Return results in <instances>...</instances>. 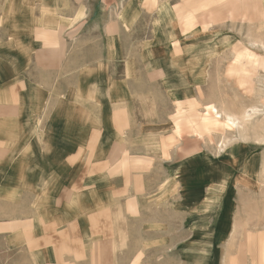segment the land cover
<instances>
[{
  "label": "rangeland",
  "instance_id": "1",
  "mask_svg": "<svg viewBox=\"0 0 264 264\" xmlns=\"http://www.w3.org/2000/svg\"><path fill=\"white\" fill-rule=\"evenodd\" d=\"M169 1L186 33L174 50L188 76L171 90L151 46L161 42L157 18ZM53 5L66 27L34 35L32 24L49 13L45 0H5L13 24L0 64V143L16 149L0 152V225L14 221L21 231L0 228L10 233L0 234L1 264H29L31 234L41 233L32 221L53 205L44 192L61 185L70 208H96L83 225L85 264H264V0ZM124 75L127 103L112 104L104 92ZM62 143L64 178L41 182L29 145ZM212 193L229 207H193ZM76 246L65 238L41 256H76Z\"/></svg>",
  "mask_w": 264,
  "mask_h": 264
},
{
  "label": "crops",
  "instance_id": "2",
  "mask_svg": "<svg viewBox=\"0 0 264 264\" xmlns=\"http://www.w3.org/2000/svg\"><path fill=\"white\" fill-rule=\"evenodd\" d=\"M45 2L48 5L49 13L47 17H43L41 21H35V23L32 24V34H36L37 31H45V32H54V31H62L63 28L66 27L67 23L65 20L61 18V20L57 19L55 15L53 0H45ZM131 3V5H130ZM130 3L127 6H134V1H130ZM264 6V5H263ZM165 8H171V12L173 15H168V11ZM163 13L166 14L163 15V17L158 16L157 18V31L158 33L156 35L157 38H160L161 42H158L156 45L151 43L152 47L157 48L156 54L159 56L157 58V67L155 68L158 73H162V77H160L159 81L162 82V85L168 89H173L175 85L178 83L180 85L181 81L187 80V77L185 74L186 67L181 66L179 62V57H175V50H174V42L175 40L179 39L180 35H186V33L183 31L182 24L177 16L176 8L172 5L171 1L167 3L166 5H163ZM38 16L37 18H39ZM68 19V17H67ZM162 20V21H161ZM13 21L11 19H6V13H5V0H0V64L2 65V58L4 55V33H5V26L6 23L13 24ZM41 22V23H40ZM45 22H50V25L45 26ZM128 24V23H126ZM31 29V28H29ZM193 33L197 31V28L192 29ZM12 35H21L22 32H12ZM31 34V32H29ZM189 35H196V34H189ZM166 36V37H165ZM239 35H236V39L238 41ZM181 37V36H180ZM226 40L232 39L234 40V37L226 36ZM112 39V38H111ZM109 39V40H111ZM171 40V41H170ZM62 50V49H61ZM222 51V49H221ZM63 52V51H62ZM63 54V53H62ZM177 62V63H176ZM124 68L127 67L126 63L123 65ZM189 69V68H188ZM1 70V68H0ZM191 70V69H189ZM128 81L129 78L127 76H122V78H119V80L111 81L109 83V86L107 87V96L110 98L109 102L115 105H122L123 103H127L126 100L122 99L124 95L126 94L127 87H128ZM3 83H4V77L0 73V120L4 119V95H3ZM36 88V87H35ZM119 91V94L117 95L116 92ZM0 132L3 133L2 129L0 128ZM3 144L0 147V152L4 154V151H12L14 152L16 147H8L9 149H5L4 143H0V145ZM30 147V154L29 161L33 164L32 168L34 172L38 174V177L41 178V182L50 184L52 182V179L55 178L54 175L63 177V173L61 172L58 174L56 168H62V167H68L69 166V154L68 149L66 147V144H61L57 146H53L51 144L49 145H29ZM20 149H18L19 151ZM102 163H100V166ZM0 163V167H3ZM84 166V165H83ZM53 168H55L53 170ZM256 177L252 176L250 177H241L243 182L246 183H253L254 185V179ZM67 185V183H66ZM69 191L68 185L67 186H60V189L58 191H47L44 192L45 194H48L50 198L53 200V205L46 207L47 210L39 211L38 212V219H34L32 221L33 229H35L36 225L39 224L41 226V233L36 235L35 237L32 234L30 239H34V246L32 247V253L34 254L32 257L29 258V264H85L86 256L84 255V247H83V239H84V231L83 225L85 223H88L86 217L87 216H94L95 209L96 208H88V209H80V208H70L69 207ZM240 194V193H239ZM214 194H205L203 197L202 204H198L196 201H193L192 205L195 206L196 209L199 207H211L212 205H221L222 208H228L229 205L222 204L221 202H218L217 199L214 201ZM47 198V197H46ZM40 199H43L41 197ZM195 203V204H194ZM184 203L180 205L183 206ZM213 208V207H211ZM211 214V213H209ZM212 215V214H211ZM69 224H71L73 227L76 228V233H68V227ZM89 224V223H88ZM18 223H14L12 221L11 224L4 223L0 225V228L5 229H15L16 231L12 232L11 234L16 236L18 234V231H21V228H17ZM20 226V225H18ZM31 226V224H29ZM50 229V230H49ZM7 231V230H6ZM4 236L9 235L10 233H0ZM65 238H70L71 241H76V256H65V257H59L58 255L52 254L51 256L48 255L47 258H44L41 256L42 252H47L48 250H51L52 252H55L58 250L62 244H64ZM29 239V240H30ZM69 242V241H68ZM2 262L0 261V264Z\"/></svg>",
  "mask_w": 264,
  "mask_h": 264
},
{
  "label": "bare ground",
  "instance_id": "3",
  "mask_svg": "<svg viewBox=\"0 0 264 264\" xmlns=\"http://www.w3.org/2000/svg\"><path fill=\"white\" fill-rule=\"evenodd\" d=\"M251 112V111H250ZM245 115H247V114H245ZM255 116V115H254ZM257 116V115H256ZM229 119V118H228Z\"/></svg>",
  "mask_w": 264,
  "mask_h": 264
}]
</instances>
